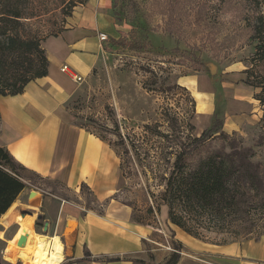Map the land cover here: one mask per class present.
I'll use <instances>...</instances> for the list:
<instances>
[{"label": "rangeland", "instance_id": "rangeland-1", "mask_svg": "<svg viewBox=\"0 0 264 264\" xmlns=\"http://www.w3.org/2000/svg\"><path fill=\"white\" fill-rule=\"evenodd\" d=\"M87 1L29 0L26 12L31 17L22 29L26 33H35L42 41L70 25L76 6L81 7ZM132 1L137 3L139 14L131 13L129 20L121 22L130 26L124 36L131 38L134 32L137 37L147 34L148 45L143 50H131L114 45L112 41L105 45L97 65L80 81L67 108L76 123L112 142L117 136L105 127L114 128L117 121L124 134L135 135L141 155L138 157L132 149L128 155L124 154L126 175L122 187L113 200L104 202L96 200L85 183L80 188L68 187L29 169L22 170L30 186L15 201L12 214L5 217L7 211L0 216V260L6 264H35L24 262L19 250L14 252L13 259L8 258L9 245L21 249L16 240L19 224L15 216L22 214H35L34 229L48 237L58 236L64 248L62 232L71 216L79 222L86 220L102 225L134 243L127 253L104 256L106 261L120 257L134 264H161L181 241L184 246L177 264H205L202 261L204 256L184 241L183 234H190L168 220V206L157 207L149 196L148 190L158 192L162 188L152 170L167 169L172 160L167 163L158 158L178 151L181 141L200 136L207 126L206 117L196 114L202 102L194 90L197 73L210 74L218 83L220 105L216 114L223 120L222 76L239 71L246 79L248 74L244 71L247 70L254 82L264 79V61L255 54L258 40L242 28L247 22L240 19L245 14L254 19L264 9V0H207L210 5L208 14L199 23L187 22L179 36L164 31V18L155 10L153 0ZM200 88L204 86L201 84ZM254 88L255 93L261 90V87ZM257 102L262 115V106L259 100ZM148 124L150 128L145 127ZM158 131L167 135L162 136ZM263 140L264 125L260 121L236 131L222 128L189 157V162L195 164L210 152L232 149L257 153L261 158L264 155ZM262 169L264 174V164ZM33 191L40 197L33 199L37 202L35 209L31 202ZM263 195L261 201L264 202ZM250 210L241 217L246 222H234L229 231H213L198 223L194 225L200 227L206 241L262 238L264 205L260 208L252 205ZM39 215H43L42 218ZM68 257L66 255L61 264H72Z\"/></svg>", "mask_w": 264, "mask_h": 264}, {"label": "crops", "instance_id": "crops-1", "mask_svg": "<svg viewBox=\"0 0 264 264\" xmlns=\"http://www.w3.org/2000/svg\"><path fill=\"white\" fill-rule=\"evenodd\" d=\"M73 14L70 25L59 35L41 41L48 58V73L30 81L22 93L0 95V146H6L16 161L41 176L73 188L87 184L96 200L104 202L113 200L122 187L121 161L107 141L75 122L67 103L80 82L62 68L68 65L74 73L86 77L97 65L104 46L113 38H127L124 35L130 26L116 22L112 0H88L76 6ZM100 32L107 33L109 39L102 41ZM243 75L231 71L222 76L224 130H241L260 121L256 89L245 82ZM194 78V90L202 99L196 114L206 117L207 128L220 105L218 83L204 72ZM201 84L204 88H200ZM62 234L65 253L72 264H134L104 259L127 253L134 243L102 225L79 222L71 216ZM185 234L184 241L204 256L205 264H264V237L213 242ZM87 251L92 258L79 261Z\"/></svg>", "mask_w": 264, "mask_h": 264}, {"label": "trees", "instance_id": "trees-1", "mask_svg": "<svg viewBox=\"0 0 264 264\" xmlns=\"http://www.w3.org/2000/svg\"><path fill=\"white\" fill-rule=\"evenodd\" d=\"M113 1V13L117 23L120 24L124 19L129 20L131 13L138 16V6L134 1ZM153 2L155 10L164 18V31L176 36L182 33L187 22H201L210 7L207 0H153ZM26 3H29V0H0V95L22 93L30 81L48 73V58L40 37L35 33H26L22 29L31 17L26 12ZM240 19L247 22L242 28L258 40L255 54L259 60L264 61V9L258 12L254 19L246 14ZM64 29L54 35H59ZM147 37V34L137 37L134 32L129 41L127 38L119 37L113 38L112 42L131 50H143L150 41ZM244 72L248 74L246 83L261 87V90L255 93V98L262 106L260 123L264 125V79L254 82L248 71ZM114 125V128L107 126L105 128L114 132L117 140L112 142L104 137L102 139L116 151L121 161V169L126 175L124 154L128 155L130 149L135 150L138 157L141 153L135 135L124 134L117 121ZM145 127L150 128L149 124ZM222 128L223 119L215 114L212 124L200 136H192L189 140L181 141L178 151L174 150L163 155V158H158L167 163L172 160L167 169L164 167L152 170L157 184L162 188L158 192L148 190L149 196L156 202L157 207L162 204L168 206V220L172 224L199 239L206 237L199 231L200 227L194 224H201L203 228L213 231H229L234 222L242 224L246 222L241 217L245 212L251 211L252 205L259 208L264 205L261 201L264 192L262 169L264 155L259 158L257 153L232 149L210 152L195 164L189 162V157L201 146L206 145L211 135ZM158 133L162 136L167 135L163 131ZM24 169L28 168L16 161L6 146H0V216L8 211L25 189L29 188L30 184L22 172ZM42 216L39 215V218ZM183 246L181 241L178 242L174 252L161 264H177ZM90 259L91 253L87 251L85 257L79 261ZM119 260L120 257L108 259Z\"/></svg>", "mask_w": 264, "mask_h": 264}, {"label": "bare ground", "instance_id": "bare-ground-1", "mask_svg": "<svg viewBox=\"0 0 264 264\" xmlns=\"http://www.w3.org/2000/svg\"><path fill=\"white\" fill-rule=\"evenodd\" d=\"M34 198H39L37 194L32 198V203L34 204L33 208H37V202H33ZM31 206V205H30ZM15 208V202L8 209L5 217H9L12 214V211ZM33 212V211H32ZM34 213V212H33ZM35 215V214H34ZM34 215H24L15 216L16 222L19 224V230L16 236V240L19 243L21 235L26 234L27 240L24 245H19L21 249L16 245H9L7 249L8 258H14V252L19 250L21 257L29 263L34 262L35 264H61L65 260V248L62 241L58 236L48 237L46 235L38 233L34 229L33 220ZM15 240V238H14ZM11 244V243H10ZM23 246V247H22ZM29 248V249H28Z\"/></svg>", "mask_w": 264, "mask_h": 264}, {"label": "built area", "instance_id": "built-area-1", "mask_svg": "<svg viewBox=\"0 0 264 264\" xmlns=\"http://www.w3.org/2000/svg\"><path fill=\"white\" fill-rule=\"evenodd\" d=\"M99 37L102 41H105V40H108L109 39V35L105 32H100L99 33ZM64 71H69L72 76L74 77V79H76V81L80 82L83 80V76L81 75H78L76 73H74L69 67L68 65H64L63 68H62Z\"/></svg>", "mask_w": 264, "mask_h": 264}, {"label": "water", "instance_id": "water-1", "mask_svg": "<svg viewBox=\"0 0 264 264\" xmlns=\"http://www.w3.org/2000/svg\"><path fill=\"white\" fill-rule=\"evenodd\" d=\"M36 193L33 191L32 192V196L33 195H35ZM25 212H27V213H32L31 211H29V210H25ZM26 240H27V235L26 234H24V235H21V237H20V239H19V245H24L25 243H26ZM0 264H6V263H4V262H2L1 260H0Z\"/></svg>", "mask_w": 264, "mask_h": 264}]
</instances>
